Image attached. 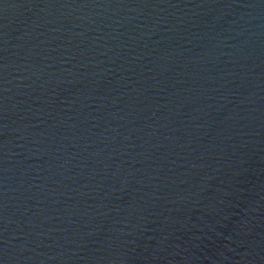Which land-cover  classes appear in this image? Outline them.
Returning <instances> with one entry per match:
<instances>
[{
    "label": "water",
    "instance_id": "1",
    "mask_svg": "<svg viewBox=\"0 0 264 264\" xmlns=\"http://www.w3.org/2000/svg\"><path fill=\"white\" fill-rule=\"evenodd\" d=\"M0 264H264V0H0Z\"/></svg>",
    "mask_w": 264,
    "mask_h": 264
}]
</instances>
